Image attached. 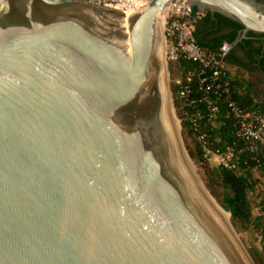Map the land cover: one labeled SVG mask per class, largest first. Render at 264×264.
Returning <instances> with one entry per match:
<instances>
[{"label": "water", "instance_id": "1", "mask_svg": "<svg viewBox=\"0 0 264 264\" xmlns=\"http://www.w3.org/2000/svg\"><path fill=\"white\" fill-rule=\"evenodd\" d=\"M169 1L0 0V264H251L180 158ZM181 1L264 34V1Z\"/></svg>", "mask_w": 264, "mask_h": 264}, {"label": "trees", "instance_id": "2", "mask_svg": "<svg viewBox=\"0 0 264 264\" xmlns=\"http://www.w3.org/2000/svg\"><path fill=\"white\" fill-rule=\"evenodd\" d=\"M209 23L217 26V29L210 33L214 36L209 42L205 37L195 36L199 45L213 52L218 51L224 43L230 45L234 43L239 31L243 29L242 24L219 13L215 14V19L210 13H206L201 24L206 26ZM224 28H230L231 31L220 34ZM247 36H264V34L258 35L250 31ZM252 42V39H246L236 47H243ZM234 49H230L224 57L227 66L228 61L239 62ZM256 52L259 55V70L264 74V50L257 48ZM179 65L182 70V83L174 84L172 90L189 155L195 162L204 165L206 184L224 210L231 213L233 224L246 228L255 222L260 234L264 235V219L257 212L258 207H264V145H260L258 154H253L247 149V142L238 135L236 118L229 113L226 95L218 96L210 93L218 106L216 112L210 113L206 103L202 101L204 90L201 89L200 77L203 69L200 63L191 59H180ZM227 70L231 98L245 111L262 109V98L259 97L256 83L246 75L239 73L233 75L229 66ZM210 73V71L206 72V74ZM183 85L190 87L191 92L188 97L195 98L196 103L185 105L186 101L179 94ZM196 113V118L192 121L191 116ZM202 134L207 135L210 150L223 151L230 146L238 150L242 149V152L238 153L237 168L228 169L216 164L210 165L200 139ZM262 252L264 264V247ZM256 253L259 254L258 251Z\"/></svg>", "mask_w": 264, "mask_h": 264}, {"label": "built area", "instance_id": "3", "mask_svg": "<svg viewBox=\"0 0 264 264\" xmlns=\"http://www.w3.org/2000/svg\"><path fill=\"white\" fill-rule=\"evenodd\" d=\"M97 5L111 7L122 12L135 11L151 0H85ZM206 12L197 9L181 0H171L163 8V31L166 41L165 57L173 62L180 59H191L202 66L200 77L201 89L204 90V101L211 114L218 110L217 101L210 95H226L229 113L236 118L238 135L247 142V149L253 154H258L260 145H264V95L262 97L263 108L255 111H245L231 98L229 86V73L224 57L231 49L229 43H224L218 51H209L197 43L195 31L197 23L205 16ZM210 71V74H206ZM191 80V78H188ZM177 83H182L181 80ZM190 87L183 85L179 94L184 98L185 105L196 103L195 98H189ZM196 115H192V121ZM207 135H200V139L206 150L208 161L228 169L238 166V153L242 149L228 147L226 150H210ZM257 212L264 219V207H258ZM264 247V235L258 237Z\"/></svg>", "mask_w": 264, "mask_h": 264}, {"label": "rangeland", "instance_id": "4", "mask_svg": "<svg viewBox=\"0 0 264 264\" xmlns=\"http://www.w3.org/2000/svg\"><path fill=\"white\" fill-rule=\"evenodd\" d=\"M164 46H165V43H164ZM163 53L164 54H163V58H161V61L163 63V68H164L163 72H164L165 84H166V88L169 92L171 106L173 108V114H174V116L177 120V124L179 126L181 142L183 144V147L185 149L187 157L189 156L188 158L191 160V162L190 161L189 162H190V164L192 163L191 166L193 165L192 168H193L195 175L201 181V183L203 184V186L205 187L207 192L210 194V196L213 197L217 203H219L218 199L212 195L211 191L209 190V188L206 184L205 170H204L205 167H203L204 165L203 164L200 165L199 163L195 162L189 155L187 145L185 143V137H184V134L182 132L181 119L179 118L178 113H177V108L175 106V97H174L173 90H172L173 85L176 84V81L180 78V73L177 70L176 63H171L170 61H167V59L165 57V49H164ZM208 162L210 163V165L214 164L212 161H208ZM230 223L234 229V232H235V235L238 239L239 244H241V247L243 248V250H244L248 260L251 262V264H263V252H262V246L263 245H262V242H260L258 239L260 232L258 230L256 223L254 222L246 228H244L242 226H239V227L235 226L233 224L231 218H230ZM256 251H258L259 254H257Z\"/></svg>", "mask_w": 264, "mask_h": 264}, {"label": "crops", "instance_id": "5", "mask_svg": "<svg viewBox=\"0 0 264 264\" xmlns=\"http://www.w3.org/2000/svg\"><path fill=\"white\" fill-rule=\"evenodd\" d=\"M207 13H210V12H207ZM210 15H211V17L213 19H215V14L213 15V14L210 13ZM202 19L197 23L195 35H198L199 37H205V40L209 42L212 39V37L214 36L213 34L210 35V33L213 30L217 29V26L214 25L213 23H209L206 26H204V25L201 24ZM230 31H231L230 28H224V30L221 31L220 34L229 33ZM240 31H239L237 39L235 40V41L238 40L237 43L234 42V43L231 44V49L235 48L234 49V53L236 54L237 57H239V62L238 63H232V62L228 61V66L231 69V72H232L233 75L239 73V74H242V75H246L248 78H250L252 81H254L256 83V88L259 91L258 92L259 93V97L262 98L263 95H264V74H263V72H261L259 70V64H258L259 55L254 53V55H253V64L246 65V64L240 62V59L243 56V48L245 46H243V47H241V46L240 47H236V46L238 44L242 43L246 39H252L253 42L251 44H253L256 48H261V49L264 50V40L251 38V37H248V36L246 38H241L242 36H241ZM171 63H176L177 70L180 73V78L177 81L181 80V78H182V70H181L180 65H179V60L178 61H173ZM226 65H227V63H226ZM177 81H176V83H177Z\"/></svg>", "mask_w": 264, "mask_h": 264}, {"label": "bare ground", "instance_id": "6", "mask_svg": "<svg viewBox=\"0 0 264 264\" xmlns=\"http://www.w3.org/2000/svg\"><path fill=\"white\" fill-rule=\"evenodd\" d=\"M150 2H148L146 5H142L141 7H139L135 11H139V10L143 9ZM135 11H129L127 13L131 14L132 12H135ZM162 29H163V11H162V13L160 15V20H159V30H160V34H161V36H159L160 37V39H159V49H160L161 57L163 58V54H164L163 51L165 49V46H164V41H163L164 39H163V36H162ZM165 105H166L167 113H168V116H169V120L171 121V128H172L173 133L175 135L176 145H177V148H178V151H179V154H180V158L183 161V164L185 165V167H187L186 169H188L187 171H188V173H190L189 175L191 176V178L193 179V181L197 185L198 189L204 195L206 200L209 202L211 207L217 213V215L219 216L221 221L224 223V225L226 226L228 231H230L232 233V235L236 237L234 229H233V227H232V225L230 223L229 212L227 213L226 211H224L223 208L220 205H218V203L215 201V199L210 196V194L207 192V190L205 189V187L203 186V184L197 178V176L195 175V173L193 171V168H192L193 165L191 166L192 163L190 164L191 160L187 157V154H186L185 149L183 147V144L181 142L179 126H178L177 120H176V118H175V116L173 114V108L171 106L170 99H168L167 103L165 102Z\"/></svg>", "mask_w": 264, "mask_h": 264}, {"label": "flooded vegetation", "instance_id": "7", "mask_svg": "<svg viewBox=\"0 0 264 264\" xmlns=\"http://www.w3.org/2000/svg\"><path fill=\"white\" fill-rule=\"evenodd\" d=\"M264 1V0H263ZM242 32V29L240 31V33ZM248 34V33H247ZM260 35V34H258ZM249 37V36H248ZM251 38H256V39H261L264 40V36H251ZM238 41V40H237ZM256 47L253 44H247L244 48H243V56L240 59V62L246 64V65H250L253 64V55L254 53L257 54L256 52ZM263 51V49H262Z\"/></svg>", "mask_w": 264, "mask_h": 264}]
</instances>
